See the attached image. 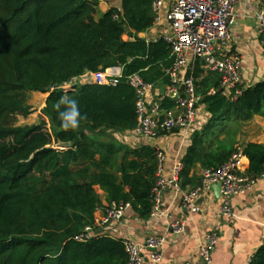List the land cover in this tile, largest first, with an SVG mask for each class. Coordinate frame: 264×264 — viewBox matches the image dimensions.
<instances>
[{
  "label": "trees",
  "instance_id": "obj_1",
  "mask_svg": "<svg viewBox=\"0 0 264 264\" xmlns=\"http://www.w3.org/2000/svg\"><path fill=\"white\" fill-rule=\"evenodd\" d=\"M153 0H121L95 18L98 0H0V264H128L123 239L96 232L94 215L110 205H129L147 220L157 182V149L127 148L108 132L136 126V98L128 77L169 85L170 45L139 34L154 22ZM128 34L129 39L123 36ZM121 69L115 85L82 84L63 94L50 91L85 74ZM210 116L191 136L183 158L181 188L194 189L202 170H217L233 154L248 160L246 176L264 175V144L239 145L242 124L264 116V81L241 89L232 100L221 78L196 61L187 72ZM48 94L46 122L5 127L6 116L30 114L24 95ZM77 99L84 119L65 131L53 105ZM63 105L61 110H63ZM176 104L164 99L161 110ZM166 134L164 132L159 135ZM69 144L61 147L59 144ZM92 228L89 239L77 237ZM249 264H264V246Z\"/></svg>",
  "mask_w": 264,
  "mask_h": 264
},
{
  "label": "built area",
  "instance_id": "obj_2",
  "mask_svg": "<svg viewBox=\"0 0 264 264\" xmlns=\"http://www.w3.org/2000/svg\"><path fill=\"white\" fill-rule=\"evenodd\" d=\"M99 1V0H98ZM240 0H153L151 11L154 22L158 21L164 8L169 27V33L162 37L170 45L171 66L166 70L169 85L163 93L150 96L154 85L145 83L141 77L134 74L127 79L128 85L134 90L136 98V126L131 131L136 137L151 139L160 133L190 132L196 121L197 109L201 98L196 95L195 81L187 72L198 60L204 72L216 73L221 78L222 91L233 101L241 95V80L239 70L241 63L236 55L227 50L230 40V29L235 21V10ZM257 31L264 50V6L255 12ZM121 77L120 68H112L105 72L85 74L73 78L67 83L50 91L60 90L63 94L73 91L77 85H115ZM169 99L176 107L163 111L161 102ZM243 155L237 152L217 170H203L200 184L189 190L181 188L183 165L176 163L172 167L170 177H163L162 172L166 155L157 149V182L152 189L153 208L149 218L160 214L161 195L165 191H173L180 195L181 206L191 215L201 211L198 201L210 187L220 184L218 213L230 215V203L233 197L254 185L256 180L249 179L243 168ZM130 209L127 205H110L103 215L94 220V226L103 227L118 223L124 213ZM171 229L179 233L183 223L174 222ZM92 228L87 227L77 237L83 241L90 238ZM128 254V264H143V254L150 252L152 263L158 264L162 259L161 248L166 242L164 236H149L139 242L133 239H123ZM218 242V234L211 231L206 235L204 243L199 246L198 259L200 264H210L212 253ZM153 250V251H152ZM188 264V263H185Z\"/></svg>",
  "mask_w": 264,
  "mask_h": 264
},
{
  "label": "crops",
  "instance_id": "obj_3",
  "mask_svg": "<svg viewBox=\"0 0 264 264\" xmlns=\"http://www.w3.org/2000/svg\"><path fill=\"white\" fill-rule=\"evenodd\" d=\"M121 0L99 2L98 10L104 14L110 8L121 9ZM264 6V0H240L235 10V21L230 29V40L227 50L236 55L241 63L239 70L241 88L255 86L264 81V50L257 31L255 12ZM164 8L158 21L144 32L147 42H154L169 33ZM96 19H99L95 15ZM128 40V34L123 37ZM167 85L156 84L150 96L163 93ZM210 116L204 105L197 109L196 121L190 132L166 133L151 139L136 137L130 132H108L111 140L127 148L149 146L166 155L163 177H170L172 167L182 163L191 145V136L202 130L209 122ZM239 145L247 142L264 144V116H254L242 124L238 135ZM243 168H248L246 157L242 159ZM203 170L197 166L194 174L201 177ZM186 190H189L187 188ZM201 211L196 215L189 214L181 206L180 195L165 191L161 195L160 214L156 218L140 219L132 210H127L118 223L100 227L96 232L117 239H133L139 242L149 236H164L165 244L161 248L162 259L158 264H200L199 246L211 231L218 234V242L212 253L210 264H249L253 255L264 246V175L257 179L250 188L232 198L230 215L218 213V200L213 192L206 193L198 201ZM104 210L95 213L98 219ZM174 222L183 223V229L175 233L171 229ZM143 264H154L150 252L143 254Z\"/></svg>",
  "mask_w": 264,
  "mask_h": 264
},
{
  "label": "rangeland",
  "instance_id": "obj_4",
  "mask_svg": "<svg viewBox=\"0 0 264 264\" xmlns=\"http://www.w3.org/2000/svg\"><path fill=\"white\" fill-rule=\"evenodd\" d=\"M107 2L110 0H99V2ZM96 15L102 17V13L97 9ZM124 37V36H123ZM48 94H39V93H26L24 95L25 101L28 106H30V114L27 117H24L20 114L14 116H6L3 120V125L5 127H23V126H32L39 124L41 122H46V129L50 130V125L47 118L43 115L42 109L45 106V100Z\"/></svg>",
  "mask_w": 264,
  "mask_h": 264
},
{
  "label": "clouds",
  "instance_id": "obj_5",
  "mask_svg": "<svg viewBox=\"0 0 264 264\" xmlns=\"http://www.w3.org/2000/svg\"><path fill=\"white\" fill-rule=\"evenodd\" d=\"M62 105L64 106L63 110H61ZM53 108L57 112V119L60 121V126L65 131H75L80 127L84 116L77 99L63 95L54 103Z\"/></svg>",
  "mask_w": 264,
  "mask_h": 264
},
{
  "label": "water",
  "instance_id": "obj_6",
  "mask_svg": "<svg viewBox=\"0 0 264 264\" xmlns=\"http://www.w3.org/2000/svg\"><path fill=\"white\" fill-rule=\"evenodd\" d=\"M139 37L140 38H143L144 37V34L143 33L139 34ZM59 146L67 148V147H69V144H67V143H65V144H59ZM210 191L213 192L215 200H218L219 199V195H220V184H214V185H212L210 187Z\"/></svg>",
  "mask_w": 264,
  "mask_h": 264
}]
</instances>
